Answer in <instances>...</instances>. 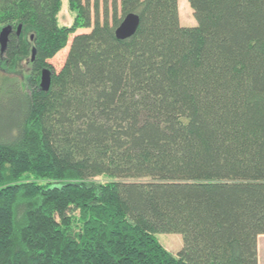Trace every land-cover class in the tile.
<instances>
[{"label":"trees","instance_id":"16d2710c","mask_svg":"<svg viewBox=\"0 0 264 264\" xmlns=\"http://www.w3.org/2000/svg\"><path fill=\"white\" fill-rule=\"evenodd\" d=\"M116 1L92 24L67 0L64 27L61 0H0V71L31 66L0 81V264H259L264 0H187L194 27L182 0Z\"/></svg>","mask_w":264,"mask_h":264},{"label":"rangeland","instance_id":"374dc122","mask_svg":"<svg viewBox=\"0 0 264 264\" xmlns=\"http://www.w3.org/2000/svg\"><path fill=\"white\" fill-rule=\"evenodd\" d=\"M117 3V16H119V0ZM96 4L97 8H94ZM91 7V22L93 24L95 17L102 22L105 15L108 18V21L111 22L112 17V0H90ZM179 18L181 20V25L189 26L191 23H195L192 11L189 8L187 0H182L178 5ZM76 17V13L72 11L67 3V0H61L60 11L57 14V21L59 26L70 27L72 22ZM89 30L78 29L75 34H86ZM72 37L68 40L66 47L58 53L54 59L51 60V64L55 69H58L64 59L66 52L68 51ZM30 57L27 56V59L20 60L17 62V66L12 69L11 74L5 73V71H0V81L7 77L9 79L21 80V83L27 81L28 75L30 74ZM177 238L176 242L170 241L172 238ZM258 246H259V258L260 264H264V236H260ZM158 243L167 249L169 252H177L182 247V239L180 235L177 234H159L156 235Z\"/></svg>","mask_w":264,"mask_h":264},{"label":"water","instance_id":"95a60500","mask_svg":"<svg viewBox=\"0 0 264 264\" xmlns=\"http://www.w3.org/2000/svg\"><path fill=\"white\" fill-rule=\"evenodd\" d=\"M139 25V17L135 14L126 15L119 26L115 29L114 35L115 38L119 41H123L131 38L135 33ZM21 31V27L19 26L15 31L16 35L19 36ZM13 32V29L10 26L4 27L0 31V52L4 53L7 47L8 38L10 34ZM32 39V38H31ZM34 50H32L31 61H33ZM51 84V73L49 70H42L40 76L39 89L42 91H48Z\"/></svg>","mask_w":264,"mask_h":264},{"label":"crops","instance_id":"0c3cea01","mask_svg":"<svg viewBox=\"0 0 264 264\" xmlns=\"http://www.w3.org/2000/svg\"><path fill=\"white\" fill-rule=\"evenodd\" d=\"M181 2V1H180ZM179 2V3H180ZM179 5V4H178ZM179 21H180V25H181V20H180V18H179ZM182 27H194L195 26V23L193 24V23H191V24H189V26H183V25H181ZM172 238V237H171ZM178 239L176 238H172L170 241H174V242H176ZM258 242H259V238H258ZM164 248V247H163ZM257 248H258V263L260 264V258H259V246L257 245ZM165 249V248H164ZM168 253H170V254H172V255H176L177 254V252L180 250H178L177 252H169L167 249H165Z\"/></svg>","mask_w":264,"mask_h":264}]
</instances>
